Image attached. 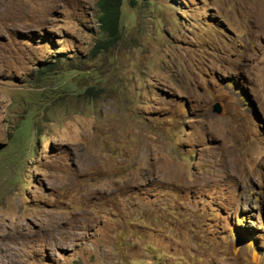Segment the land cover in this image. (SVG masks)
I'll return each instance as SVG.
<instances>
[{
	"label": "rangeland",
	"instance_id": "obj_1",
	"mask_svg": "<svg viewBox=\"0 0 264 264\" xmlns=\"http://www.w3.org/2000/svg\"><path fill=\"white\" fill-rule=\"evenodd\" d=\"M97 3L0 0V264H264V0Z\"/></svg>",
	"mask_w": 264,
	"mask_h": 264
},
{
	"label": "trees",
	"instance_id": "obj_2",
	"mask_svg": "<svg viewBox=\"0 0 264 264\" xmlns=\"http://www.w3.org/2000/svg\"><path fill=\"white\" fill-rule=\"evenodd\" d=\"M122 0H98L99 8V32L109 39H117L120 35ZM99 50V47H95ZM101 49V47H100ZM41 74V72H39ZM196 156V152H193Z\"/></svg>",
	"mask_w": 264,
	"mask_h": 264
},
{
	"label": "water",
	"instance_id": "obj_3",
	"mask_svg": "<svg viewBox=\"0 0 264 264\" xmlns=\"http://www.w3.org/2000/svg\"><path fill=\"white\" fill-rule=\"evenodd\" d=\"M221 107L218 103H216L214 106H213V112L216 113V114H221Z\"/></svg>",
	"mask_w": 264,
	"mask_h": 264
}]
</instances>
